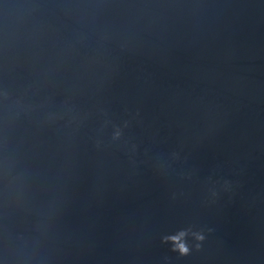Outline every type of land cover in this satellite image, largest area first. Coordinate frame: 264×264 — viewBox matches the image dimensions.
Returning <instances> with one entry per match:
<instances>
[{
    "label": "water",
    "instance_id": "obj_1",
    "mask_svg": "<svg viewBox=\"0 0 264 264\" xmlns=\"http://www.w3.org/2000/svg\"><path fill=\"white\" fill-rule=\"evenodd\" d=\"M0 264H264V0H0Z\"/></svg>",
    "mask_w": 264,
    "mask_h": 264
},
{
    "label": "clouds",
    "instance_id": "obj_2",
    "mask_svg": "<svg viewBox=\"0 0 264 264\" xmlns=\"http://www.w3.org/2000/svg\"><path fill=\"white\" fill-rule=\"evenodd\" d=\"M183 236H184V233L182 232L176 236H172L169 238L174 243L175 249L178 250L181 255L187 254L188 252L187 246L183 242H181ZM197 238L201 239L202 237H197Z\"/></svg>",
    "mask_w": 264,
    "mask_h": 264
}]
</instances>
